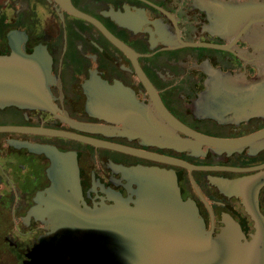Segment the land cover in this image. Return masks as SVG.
Returning a JSON list of instances; mask_svg holds the SVG:
<instances>
[{
    "label": "flooded vegetation",
    "instance_id": "flooded-vegetation-1",
    "mask_svg": "<svg viewBox=\"0 0 264 264\" xmlns=\"http://www.w3.org/2000/svg\"><path fill=\"white\" fill-rule=\"evenodd\" d=\"M17 47L46 50L51 81L36 106L0 107V126L132 151L0 131V264H71L39 210L60 179L53 152L76 164L83 207H136L150 174L167 173L207 231L217 235L232 217L252 238L246 200L256 195L264 216V138L231 147L200 138L264 129L263 115L239 108L264 78V0H0V55ZM223 91L233 96L225 105Z\"/></svg>",
    "mask_w": 264,
    "mask_h": 264
},
{
    "label": "water",
    "instance_id": "water-1",
    "mask_svg": "<svg viewBox=\"0 0 264 264\" xmlns=\"http://www.w3.org/2000/svg\"><path fill=\"white\" fill-rule=\"evenodd\" d=\"M47 53L46 50L27 53L17 47L10 55H0V107H34L44 99L42 94L51 81ZM240 97L246 99L244 105H239L240 109L264 116V78ZM228 98L233 96L225 91L217 96L223 105L229 103ZM162 112L171 123L179 125L167 109ZM6 130L49 132L94 145L132 151L61 130L0 126V131ZM258 138H264V129L241 139H200L231 147ZM34 146L38 151H54L42 145ZM52 155L57 156L59 165H62L57 167L60 179L45 191L47 195L42 193L39 210L45 212L54 226L53 239L59 242L57 247L71 264H264V216L256 203V195L252 196L253 201L246 200L257 228L251 239H247L232 217H228L222 230L214 235L206 230L195 206L180 197L177 182L171 174L152 172L145 183L151 187V192L140 199L136 207L122 204L102 210L91 209L78 201L80 181L76 164L69 160L65 162L68 156L58 152ZM238 186L237 192L241 194L243 185L239 182Z\"/></svg>",
    "mask_w": 264,
    "mask_h": 264
}]
</instances>
